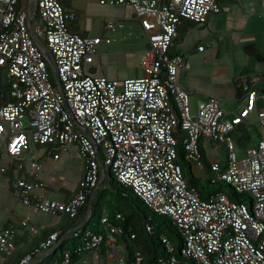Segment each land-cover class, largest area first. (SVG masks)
Segmentation results:
<instances>
[{
    "label": "built area",
    "instance_id": "built-area-1",
    "mask_svg": "<svg viewBox=\"0 0 264 264\" xmlns=\"http://www.w3.org/2000/svg\"><path fill=\"white\" fill-rule=\"evenodd\" d=\"M223 1L100 0L109 6L131 5L149 38L141 57L146 75L120 80L89 72L97 45L111 39L72 31L70 22L77 13L61 0H0V75L8 69L14 79V100L0 106V143L12 159L32 145L66 151L76 144L85 162L78 191L67 201L42 194L43 182L14 180L13 188L25 205L76 217L104 178V168L110 167L153 212L169 216L177 225L184 240L180 254L162 256L159 264H264V135L243 157L233 135L252 113L264 131V93L244 83L245 104L230 117L215 96L193 111L190 93L178 79L190 62L181 53H171L182 21L205 23L211 13L221 11ZM106 29L115 30L116 24L109 21ZM179 145L195 170L204 169V150L207 157L208 149L219 154L222 145L225 162L208 157L212 180L228 182L250 202L223 191L202 198L184 177ZM31 165L41 169L38 162ZM15 166L21 169L24 164L18 161ZM29 222L26 217L22 224ZM103 223L107 234L88 230L76 248L81 264H89V256L100 257L104 245L116 264H127L126 253L117 247L116 235L123 229L106 217ZM77 228L50 233L16 264L38 261ZM15 237L11 227L0 230V251L6 256L16 249ZM162 238L173 252L172 242ZM71 260L66 250L64 264ZM142 261L138 253L132 264Z\"/></svg>",
    "mask_w": 264,
    "mask_h": 264
},
{
    "label": "crops",
    "instance_id": "crops-1",
    "mask_svg": "<svg viewBox=\"0 0 264 264\" xmlns=\"http://www.w3.org/2000/svg\"><path fill=\"white\" fill-rule=\"evenodd\" d=\"M61 1L67 9L77 13L76 19L70 22L72 31L85 37L111 39L109 42L104 39L97 45L94 62L88 66L91 74L120 80L146 75L141 67V57L149 45V38L131 5L109 6L101 4L100 0ZM109 21L116 24L115 30L106 29ZM182 28L183 37L173 43V50L190 62V68L179 71L178 79L189 91L190 103L192 98L196 102L195 110L202 101L215 96L230 117L245 104L244 83L264 93V0L223 1L221 11L211 13L205 23L185 22ZM136 35L145 41L135 43L131 37ZM102 43L105 45L98 52ZM201 46L204 47L202 50ZM135 58L137 68L132 70L131 63ZM111 66L124 69L122 75L127 77L121 79L119 74H110ZM251 125L249 121L240 125L235 130L237 139L243 142L250 134ZM263 135L262 130L257 144ZM4 147L5 144L0 143V230L11 227L16 231V249L10 256L0 251V264H16L50 233L69 225L70 219L66 214H46L25 205L13 188V181L24 178L43 182L42 194L50 199L67 201L78 191L85 162L76 144L66 151L52 145H32L29 152L18 159L8 157ZM58 153L59 158H55ZM74 160L79 167L78 174L69 180L62 169L67 163H75ZM18 161L24 164L23 168L15 166ZM33 161L41 165L40 170L32 167ZM26 217L30 218L29 226L22 224ZM117 247L120 252H125L121 249L123 245L117 243ZM102 249L100 257L89 256L88 263L116 264V258L107 254V245ZM73 264H81L80 259Z\"/></svg>",
    "mask_w": 264,
    "mask_h": 264
},
{
    "label": "trees",
    "instance_id": "trees-1",
    "mask_svg": "<svg viewBox=\"0 0 264 264\" xmlns=\"http://www.w3.org/2000/svg\"><path fill=\"white\" fill-rule=\"evenodd\" d=\"M185 22L194 23L183 20L179 26L178 36L174 42H178L184 34L182 25ZM171 53L175 54L173 46ZM14 79L9 76V70L5 69L0 75V106L13 101L12 88ZM239 140V139H237ZM241 143V139L239 140ZM178 162L182 165L184 177L191 186H194L200 193L202 198H207L210 193L223 191L237 201H242L247 196L237 193L234 188L224 180L213 181L214 171L211 168L210 160L203 153L204 170L206 175H197L194 165L185 158V153L181 145L178 147ZM104 178L99 181L98 187L94 189V194L88 196L85 205L80 209L78 216L71 217L70 224L65 226L63 232L67 230L81 229L80 232H73L67 235L58 246L43 258L32 264H64V253L69 250L72 255L71 264L81 258L76 253V248L82 243L85 232L91 230L95 233L107 234L106 224L103 218H108L113 225H117L123 229V233L116 235L117 243L123 245L127 255V264H132L138 253L143 256L142 264H159V258L168 255H179L181 247L184 243L183 237L174 223L167 215H161L153 212L134 191L121 184L112 169L104 168ZM102 174L100 173V177ZM109 177L111 187H103L102 183ZM227 186L230 191H227ZM121 214L122 219H118L117 215ZM151 226V231L148 230ZM163 236L167 237L174 246V251L169 252ZM72 239L69 240V239ZM102 252L105 253V251Z\"/></svg>",
    "mask_w": 264,
    "mask_h": 264
},
{
    "label": "rangeland",
    "instance_id": "rangeland-1",
    "mask_svg": "<svg viewBox=\"0 0 264 264\" xmlns=\"http://www.w3.org/2000/svg\"><path fill=\"white\" fill-rule=\"evenodd\" d=\"M132 40H134L135 43H139V42H142V41H145L142 37L140 36H135V37H131ZM105 45V43H102L98 46V52H101L100 50H102V47ZM137 59L135 58V61L131 63V67H132V70L133 68H137ZM110 72V74H119L118 78H125L127 76H123L122 74H124V69H120V67H116V66H111V68L108 70ZM106 71V72H108ZM195 101L194 99L192 98L191 99V108L193 111H195ZM249 122L252 123V125L250 126V134L247 138H245L243 140L242 143H239V140H237V134H236V131L233 133L235 139H236V143H237V151H238V154H239V157H243L245 156L246 154V150L249 148V147H252L253 146H256L257 145V142H258V139H259V135H262V129H261V126L259 124V122L257 121V117L255 115V113H253L249 119ZM5 148V147H4ZM208 153V157L210 159H218L219 161L221 162H225L226 161V149L221 145L220 147V150H219V154L218 153H214L211 149H208L207 151ZM75 163L73 164H68L67 163V166L66 168H63L62 171L66 173L67 175V178L69 180H73L72 178H75L78 174V165H77V162L76 160H74ZM77 165V166H76ZM108 167H106L107 169ZM196 173L197 175H200V176H204L206 175V172L204 169H197L196 170ZM103 177V175H102ZM101 177V179H102ZM102 186L103 187H110V189H112L111 187V181L109 179V177H107L105 179V182L102 183ZM227 191H230V187L227 186ZM246 199V201L250 202V200L248 198H244ZM122 250H125L124 248H121ZM103 264H105V262H103Z\"/></svg>",
    "mask_w": 264,
    "mask_h": 264
}]
</instances>
